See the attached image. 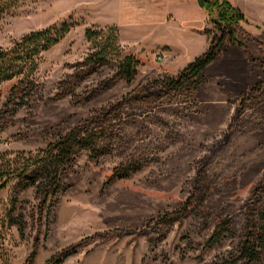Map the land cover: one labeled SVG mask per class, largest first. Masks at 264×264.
<instances>
[{
    "label": "rangeland",
    "instance_id": "rangeland-1",
    "mask_svg": "<svg viewBox=\"0 0 264 264\" xmlns=\"http://www.w3.org/2000/svg\"><path fill=\"white\" fill-rule=\"evenodd\" d=\"M228 1L244 13L246 32L264 43V5L258 7L257 0ZM119 3L6 0L0 5L4 50L30 33L55 25L73 27L43 54L40 87L24 104L12 95L17 81L0 85L1 155L11 160L38 155L137 87L175 79L207 51L217 34L208 14L203 22L181 24L194 42L206 41H200L198 55L185 60L176 48L154 46L148 32L133 39L131 30L123 27ZM148 26L142 22L139 28ZM89 28H117L124 53L142 64L137 80L115 79L118 61L113 60L67 98L56 99L60 84L93 52V43L85 37ZM257 42H245L248 55L225 39L215 61L175 95L113 117L99 131L108 140L109 154L97 157L87 151L72 168L63 167L60 195L48 202L42 218L39 190L31 188L21 196L11 216L18 226L8 220L6 229L0 228V264H25L33 253V264H236L246 210L264 178V98L251 101L230 142L216 146L242 99L264 81V55ZM97 90L99 95L93 97ZM51 171L48 166L29 175L43 182ZM18 183L14 180L0 191V226L12 211ZM218 229L225 233L210 245ZM259 264H264V256Z\"/></svg>",
    "mask_w": 264,
    "mask_h": 264
},
{
    "label": "trees",
    "instance_id": "trees-1",
    "mask_svg": "<svg viewBox=\"0 0 264 264\" xmlns=\"http://www.w3.org/2000/svg\"><path fill=\"white\" fill-rule=\"evenodd\" d=\"M5 1L0 0V5ZM197 1L208 14L214 32L217 34L211 38L207 51L189 64L178 77L164 84L152 83L137 87L117 103L98 110L95 115L72 127L65 135L51 143L38 155L27 157L22 155L11 160L6 155L0 154V191L6 190L14 180L19 182L11 196L12 211L7 212L6 216L3 217L1 229H6L8 220H10L11 226H18L11 219V216L15 214L20 197L31 188L39 190V213L42 218L48 202L58 199L60 195V170L63 167L67 165L72 168L77 158L87 151H92L97 157L108 155L110 151V146L107 144L108 140L99 131L113 117L126 109L139 105H155L175 95L215 61L225 39H228L232 46L240 47L246 54H250L245 42H257V40L251 37L242 26L243 23L247 22L244 13L228 0ZM72 28L68 24L55 25L43 31L30 33L16 42L11 49L0 48V85L17 81L12 95L20 101V105L24 104L25 100L40 87L38 73L43 54L60 44L72 31ZM85 37L87 41L93 43V52L78 65L79 70L69 80L60 84L56 99L67 98L80 82L107 68L113 60L118 61L115 79L124 80L128 83L137 80L138 71L142 64L133 55L124 53L120 45L117 28H89L86 30ZM258 45L264 55V43L259 42ZM92 95L96 97L99 95V91H94ZM258 98H264V81L252 88L242 99L230 128L225 138L216 146L217 149L230 142L231 134L236 129L246 107L251 101ZM48 166L52 171L43 182H40L37 176L29 175L33 169ZM20 232L24 233V230L20 228ZM122 233H129V231H122ZM224 233L225 230L218 229L211 238L210 245L214 246L222 239ZM243 234L239 246L240 256L236 264H259L264 256V178L248 204ZM38 239L39 236L37 235L36 242ZM34 260L35 255L33 253L25 264H33Z\"/></svg>",
    "mask_w": 264,
    "mask_h": 264
},
{
    "label": "crops",
    "instance_id": "crops-1",
    "mask_svg": "<svg viewBox=\"0 0 264 264\" xmlns=\"http://www.w3.org/2000/svg\"><path fill=\"white\" fill-rule=\"evenodd\" d=\"M255 4L262 7L264 2L257 0ZM119 12L123 17L121 20L125 22L123 27L131 30L133 39L147 37L148 32L154 46L176 48L182 51L185 60L199 54L198 45L203 38L194 42L195 39H191L181 26L190 20L204 21L207 13L197 0H176V3L173 0H120ZM174 16L178 23L173 21L175 19L171 20ZM142 22H149L145 30L139 28Z\"/></svg>",
    "mask_w": 264,
    "mask_h": 264
}]
</instances>
